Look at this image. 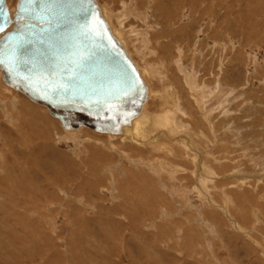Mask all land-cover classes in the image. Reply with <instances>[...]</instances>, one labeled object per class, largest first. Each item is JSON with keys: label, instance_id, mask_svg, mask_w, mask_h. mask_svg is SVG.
<instances>
[{"label": "rangeland", "instance_id": "1", "mask_svg": "<svg viewBox=\"0 0 264 264\" xmlns=\"http://www.w3.org/2000/svg\"><path fill=\"white\" fill-rule=\"evenodd\" d=\"M121 1L122 0L99 1L101 7L105 4L110 11L113 9L112 12L114 14H119L116 18L117 23L120 22V19L124 16L121 14L123 10L121 6L123 3H121ZM127 1L128 0H123V2L131 3V0ZM159 1L160 0H150V4H147V0H135L136 5L133 3V8L137 6L135 9L138 8V11L143 12L142 14H147V22H144L145 19L144 21L134 19V15L128 20L123 19L122 24L118 23V26L133 44L131 45L133 47L129 48L126 42L119 40L124 44L127 51L129 49L132 54L135 53L134 60H137L136 63L138 62L137 64L140 67L144 66L151 70L152 68H156L160 74H157L159 75L157 78L151 77L154 79V81L152 80V86H155H153V89L157 92L160 91L158 97L154 99L151 98L150 101L148 100V102H150L149 109L151 114L158 115L166 110V108L170 107L176 118H180V121L193 131L194 134L191 136V140L195 141V145L194 142L184 139L183 135H185V133L182 134L181 131L173 136L163 134L161 129L156 132L157 137L160 139L158 143L161 145L166 144V146L164 145L163 147H169L171 154L164 151L161 145L160 147L151 149L150 146L145 147L135 143H126L124 141L122 142L121 139L116 140L117 143H119L118 152H111L106 148V156L109 158H104V162L106 163L103 165L106 168L112 166L111 170L113 171V175L116 177V180L120 178L121 181L120 179L117 180L114 185L111 178L112 176H110V174H108L110 177L106 175V180L104 179V181L100 183L101 186L96 189L97 191H92V198L88 201V204H85L80 201L81 197L78 195L79 190L77 191V188L82 184L83 177L82 175L80 176L81 172L79 168L77 169L75 161H79L77 158H79L80 155L81 158L84 159V163L89 162L91 158V151L89 149L90 143H86L85 141L87 140L84 141V139L79 142L75 139V142L74 140L67 139L64 137L65 135L62 134L61 126L57 125V133L55 134L54 131V133L49 134L52 135L49 136L52 141L49 145L53 144L54 146L52 145L53 147L50 149L48 148L50 152H46L45 158H41V154L37 156L38 154L36 152H29L25 156L24 150H30V146L37 141L34 140L32 136L26 139V135L31 128L28 130V124H25L28 131L23 138H20V135L15 134L16 126L12 123L13 120L4 118L7 113L20 115V113H18V106H13V109L10 108L9 112L6 111L7 108L0 107V131L2 132H0V264H48L49 261V264H57L56 262H59L58 264H215V262L216 264H264L263 251L260 249L259 245L253 241L254 239L264 245V200H262V196L264 195V36L259 34L262 31L264 32V0H215L217 3L213 8V16L206 14V16L201 18L196 14L191 17L190 12H185L181 13L179 22L178 17L171 19L170 21L172 22H164L162 20L159 15L160 11L156 8V3ZM163 1L166 4L169 2V0ZM8 2L10 7H12L11 10L14 11L16 8L13 7H16L18 0H8ZM249 2L251 3L250 6L248 5ZM257 10L259 11L258 17L257 15L253 17L252 12ZM260 16L263 20L259 18ZM254 21L257 22L255 23ZM223 22H226V26L224 27L223 25L221 28L226 31L227 36L223 34V37L221 33H219L220 36L218 35V38H216L214 30H217L219 25ZM181 24L183 28L180 27ZM196 24L197 26H195ZM250 31L252 32L249 33ZM142 32L149 36H147L148 39L144 42L148 46H141V43H143L141 41V39H143V37H141V34H143ZM160 35H163V37ZM170 41L174 43L175 46L165 45ZM134 43L136 44V50L134 49ZM215 45L218 47H215ZM229 50L231 51L229 52ZM178 53H180V57L177 56ZM178 59L181 60L180 65L176 62ZM144 63L145 65H143ZM178 66H182L181 69ZM187 72L188 74H186ZM191 72L193 87H190L184 76L190 75ZM146 80L148 81V78H146ZM196 84H198V87H196ZM216 84L218 86H225L227 89L230 88L229 94H231V96L228 101L229 105L225 104L226 107L228 106L226 109L230 113V116L228 115L229 113H227L228 118L222 110L216 108H213L208 116L206 113L203 115L204 112L200 108L201 106L198 105L196 96H194L195 93L192 88L198 90L200 87H204L205 90L209 91L210 89L208 88L210 87L214 90L215 87H217ZM178 86H180V88ZM188 90L191 93H189ZM161 92H163V94ZM187 93H189V95ZM179 94H181L180 100L178 99ZM207 94L208 93L204 94V97L202 96V99L205 101H209V95ZM20 95L25 98L22 94ZM165 95V98H167V96L171 98L160 101V97H164ZM184 99L185 102H183ZM187 100H190V102ZM207 106L208 105H206V107ZM4 109L5 112H3ZM204 109L208 110L207 108ZM207 120L209 121L207 122ZM195 121L201 122L198 123ZM20 122L22 121L20 120ZM177 123H179V121ZM218 126H221V128ZM58 129L61 131L62 135ZM204 131H206L208 135L206 132L204 133ZM90 132L92 131H89V135L92 137L93 135L91 136V134L95 133ZM197 132L199 136L196 135L198 134ZM101 136L102 142L105 141L103 144H106L108 137L105 135ZM168 136H171L172 139L168 138ZM120 140L121 142H119ZM174 140L177 142L175 141L174 143ZM201 141L206 142L203 143ZM89 142L92 141L90 140ZM97 143L98 142H96V144ZM218 145L219 147H217ZM187 146H190L193 150ZM28 147L30 148L28 149ZM184 147L187 148L191 155L193 152L192 156L201 152L199 156L197 155L195 157L200 159V156L204 154L202 157L209 160V166L218 169V174L221 177V181L218 182V184L221 182L223 183L218 185L217 188L207 189L206 192H208L212 199H215L213 201L219 202L218 204H228L227 206L230 207L229 212L232 214V217L228 218L229 214L225 217L224 210H222L224 206H219L217 208L218 213H216L214 207H211L212 205L208 203L209 201L207 202L200 197L196 189L195 179L192 175L196 166L185 156L186 150ZM225 147L227 149H225ZM131 149L133 151H131ZM174 152H176L175 156ZM210 152L213 153L211 154ZM123 153H126L129 159L134 162L130 160L127 161V157H125ZM67 159L69 160L67 161ZM160 159H163V164H165V169L163 170L162 168L156 167L148 168L146 164L145 166H137L140 160L155 163L161 161ZM216 159H220L218 160L219 162ZM7 161L8 163H6ZM168 165H172L173 168L170 169ZM73 166L74 168H72ZM220 166L222 169H219ZM186 169L188 171H186ZM127 170L128 172L131 170V172H133V174L136 173L137 176L133 175L131 178L126 177V175L123 174ZM235 172H237L238 175H246L243 177V180L248 184L245 183L246 187L242 189L235 188L237 185L233 183L236 182L228 180V175ZM3 174L5 176L4 178ZM248 177L250 178L248 179ZM255 177H259V180H254ZM257 181L261 183L258 186L259 188L256 187ZM43 182H48L49 184H44ZM123 182H126L125 184L127 185L129 184V187L131 185V187L129 188L127 185L126 187ZM118 183H120L119 186ZM137 184L139 186H136ZM61 186L64 187L62 188ZM39 187L40 190L37 189ZM127 188H129L128 192ZM43 189L45 190L44 192ZM122 189H124V192ZM131 189L133 191V197L129 198V200L131 199V203L128 202L129 204H125V200L128 199L127 197ZM178 192H181V194L179 195ZM185 193H188L187 201L185 200L186 197L182 195ZM44 194L49 196L48 199ZM17 199L19 201H17ZM52 200L53 202H51ZM37 202H40L39 205ZM46 202L48 203L46 204ZM42 203H45L43 208L40 206ZM21 204L23 205L21 206ZM209 204L211 206H209ZM34 205L37 207H33ZM51 205L56 207L50 209L52 208ZM81 206L86 209H82ZM206 206L209 207L207 208ZM39 207L41 209H39ZM36 209L38 210L35 211ZM256 209L262 212L261 215L259 214L260 223H257V219L254 216L255 212L253 213ZM39 210L41 212H38ZM77 215L80 216L78 217ZM211 215H213L214 218ZM232 218L236 219L241 226H244L242 228L244 234L238 232L236 225L229 221ZM17 219L20 222H18ZM51 219H53V221ZM78 220L80 223L77 222ZM51 221L53 223H51ZM77 223L79 227H77ZM38 226L41 228H38ZM55 227L57 229H55ZM51 230H54V232L52 231V233H50ZM74 231L76 234H79L76 235ZM219 231L221 232L219 233ZM17 234L22 238V241ZM248 235H250L252 239L247 237ZM28 236L29 238L32 236L35 239H29ZM41 236L44 237L42 238ZM70 240H73V243Z\"/></svg>", "mask_w": 264, "mask_h": 264}, {"label": "bare ground", "instance_id": "2", "mask_svg": "<svg viewBox=\"0 0 264 264\" xmlns=\"http://www.w3.org/2000/svg\"><path fill=\"white\" fill-rule=\"evenodd\" d=\"M19 1V0H18ZM100 1V0H99ZM99 1H97V0H94V2L96 3V5H97V8H98V10H99V12H100V15H101V17H102V19L104 20V22L106 23V25H107V28L109 29V32L111 33V35H112V37L114 38V40L117 42V44L121 47V49L124 51V53L126 54V56L131 60V62L134 64V66L137 68V71H138V73H139V76H140V78H141V80H142V82H143V85L145 86V88H146V91H145V95H144V97H143V99H139L138 100V102L137 103H135V104H126V105H124V104H121V107L118 105V111L119 112H124V114L123 115H127V118L125 117L124 119H120L119 120V118L117 117V116H119V117H121L122 115H118L117 114V116L116 117H113V116H110L109 115V113L108 112H106L105 110L103 111V110H100V112L101 113H99V115L100 114H104V118L106 119V120H108V121H105V119L103 120V119H100V120H98V124H101V126H105V128L107 129V130H110V131H99V130H97V129H95L94 127H90V126H88V125H83V124H79V126H77V127H75V126H71L73 123H75V122H71V124H70V126H68V127H66L64 124V122L62 121V119H60V118H58V117H56L55 115H53L52 114V112H51V110H50V108L47 106V105H44V104H42V103H39V102H36V101H34L32 98H30L27 94H25L24 92H22L21 90H19V89H17V88H15L14 86H12L11 84H9L8 83V81L6 80V78H5V75H4V72L0 69V107L2 108V107H5V108H7V110L6 111H8L9 112V109L11 108V109H13L12 107L13 106H18V113H20V115H13V114H11V113H7V115H6V117H4V118H7V120H13L12 121V123H14L15 124V126H16V128L14 127V126H12V127H14L15 129H16V132H15V134H17V135H20V138L22 137L23 138V136L26 134V132L31 128V130H29V132H28V134L26 135V139L28 138V137H30V136H32L33 137V139L34 140H37L35 143H33L30 147H31V149L30 150H24L25 151V156L29 153V152H36L38 155L37 156H39V154H41L40 156H41V158H45L44 156L46 155V152L47 151H49L48 150V148L50 149L51 147H53L54 145L53 144H50L49 145V143H51L52 141H51V138H49V136H52V135H49V134H52V133H54V131H55V134L57 133L56 132V129H57V125H60L61 126V131H62V134H64L65 136L64 137H66L67 139H70V140H76L77 142H79V141H82L83 139H84V141L85 140H87V141H85L86 143H90L89 144V149H90V151H91V158H90V160H89V162L87 163V162H83V158H81V156L79 155V158H77L79 161H75V165L77 166V169L79 168V170H80V172L82 173H80V176L82 175V177H83V181H82V184H81V186H79L78 188H77V191H78V195L81 197V199H80V201L82 202V203H85V204H88V201H90V199L92 198V191H94V190H96L99 186H101V184L100 183H102L103 181H104V179H105V176L106 175H108V174H110V176H112L111 178H112V182L114 183V185L116 184V181L117 180H119V179H117L116 180V177L113 175V171L111 170V167L112 166H110V167H105L103 164L104 163H106V162H104L105 160H104V158H109L108 156H106V148H107V150H110L111 152L113 151H117L118 152V145H119V143H117V141L116 140H119V139H121L122 140V142L124 141V142H126V143H135V144H138V145H143V146H150L151 147V149H154L155 147H160V143H158L159 142V137H157V134H156V132H158V130L160 131V129H161V131H162V133L163 134H167V135H175V134H177L179 131H181V133L182 134H184L185 133V135H183V137H184V139H186L187 141H192V142H194V145H195V141H193V140H191V136L194 134L193 133V131H191V129L190 128H188L182 121H180L181 119L179 118V119H177L176 118V116H175V114H174V112L172 111V109L169 107V108H166V110H164V111H162V113H160V114H158V115H156V114H151V112H150V109H149V104H150V102H148V100L150 101V99L151 98H156V97H158L159 96V92H157L156 90H154L153 89V86H152V80L154 81V79H152V78H157V76H159L160 74L158 73V71H157V69L156 68H152V70L151 69H149V68H146V67H140L137 63H136V61L137 60H134L135 58V56H134V54H132L131 53V51L128 49V51H129V53H128V51L126 50V48L124 47V44L122 43V42H120V40L121 41H123V42H126V44H128V47L129 48H132L133 46H131V45H133L129 40H128V38L126 37V35H124L123 34V32L121 31V28L118 26V23L119 24H122V21H123V19H130L131 17H133V15H134V19H136V20H140V21H144V19H145V21L144 22H147V20H146V18L148 17L147 16V14H142L143 12H141V11H138L139 9L138 8H136L135 9V7H137V6H135L134 8H133V3H134V5H136L135 4V0L133 1V0H131V3H126V2H123V0L121 1V3H123L121 6L123 7V10H122V12H121V14L122 15H124L123 16V18H121L120 19V22H118L117 23V21H116V18H117V16L119 15V14H114L113 12H112V8H110V9H112L111 11L108 9V6L107 5H102V7H101V5H100V3H99ZM120 1V0H119ZM124 1H126V0H124ZM129 1V0H128ZM127 1V2H128ZM224 1V0H223ZM11 2V1H10ZM111 2V1H110ZM147 4H150V0H147ZM152 2V1H151ZM18 3V2H17ZM141 3H143V2H141ZM140 3V4H141ZM146 3V2H145ZM154 3V2H153ZM216 3H217V1H215V0H169V2L166 4V3H164V1L163 0H160L158 3H156V8L160 11V13H159V15H160V17L162 18V20L164 21V22H172V21H170L171 19H173V18H177L178 17V22H179V18H180V15H181V13H185V12H190L191 13V17H193L194 15H196V14H198L201 18H203V16H206V14H209V16H211L212 14H213V8H214V6H216ZM6 4H7V7H8V10H9V13H10V18H11V20L13 21V19H14V15L16 14V12H17V4H16V7H13V8H16L14 11L13 10H11L12 9V7H10V5H9V2H8V0H6ZM14 4V3H13ZM108 4V3H107ZM112 4V3H111ZM228 4V3H227ZM143 5V4H142ZM153 5H155V4H153ZM222 5V4H221ZM221 5H220V7H221ZM249 6L251 5V3L249 2V4H248ZM110 6V5H109ZM141 6V5H140ZM149 6V5H148ZM182 6H183V8H182ZM226 6V5H225ZM181 7V8H180ZM227 7H229V6H227ZM231 7V6H230ZM259 7V6H258ZM263 7V6H262ZM135 11H134V10ZM229 10V9H228ZM134 11V12H133ZM192 11V12H191ZM145 12H146V10H145ZM264 12V11H263ZM119 13V12H118ZM134 13V14H133ZM226 13V12H225ZM254 13V14H253ZM214 14H215V12H214ZM258 14H259V11L257 10V11H253L252 12V15H253V17H255L256 15H257V17H258ZM121 15V16H122ZM185 15V14H184ZM120 16V17H121ZM183 16V15H182ZM181 16V17H182ZM187 16V15H186ZM213 16V15H212ZM109 20H108V19ZM222 18V17H221ZM259 18H262L261 16L259 17ZM119 19V18H118ZM191 20H192V18H191ZM262 20H263V18H262ZM261 20V21H262ZM223 21V20H222ZM126 22V21H125ZM177 22V23H178ZM193 22V21H192ZM221 22V21H220ZM255 23L257 22V21H254ZM124 23V22H123ZM136 23V22H135ZM197 23V22H196ZM225 23L226 22H223L221 25H219V27H218V29L217 30H214V34H215V36H216V38H218V35H219V33H221V35L223 36V34H225V36H227V33H226V31L225 30H223V28H221L223 25H224V27L226 26L225 25ZM249 23V22H248ZM125 24V23H124ZM185 25V24H184ZM188 25V24H187ZM251 25V24H250ZM14 26V25H13ZM13 26H10L9 28H8V30L7 31H10V30H12L13 29ZM121 26V25H120ZM195 26H197V24L195 25ZM264 26V25H263ZM133 27V26H132ZM180 27H182L183 28V25L181 24V26ZM193 27V26H192ZM228 27V26H227ZM168 28V27H167ZM184 28H185V26H184ZM221 29V30H220ZM225 29H227V28H225ZM131 30V29H130ZM182 30H184V29H182ZM124 31V30H123ZM213 31V30H212ZM220 31V32H219ZM230 31V30H229ZM126 32V31H125ZM145 32V31H144ZM210 32V31H209ZM252 31H250L249 33H251ZM253 32H254V30H253ZM129 33V32H128ZM136 33H137V31H136ZM143 33V32H142ZM146 33V32H145ZM145 33H143V34H141V37H143V39H141V41L143 42V43H141V46L142 45H146L144 42H146L145 40L146 39H148L147 38V36L148 35H146ZM129 34H131V33H129ZM138 34V33H137ZM148 34V33H147ZM211 34V33H210ZM261 36H264V32L262 31L261 33H259ZM3 34H0V38H1V36H2ZM139 36V35H138ZM161 37H163V35H160ZM220 36V35H219ZM221 36V37H222ZM129 37V36H128ZM149 37V36H148ZM224 37V36H223ZM145 38V39H144ZM160 38V37H159ZM158 38V39H159ZM215 38V37H214ZM120 39V40H119ZM161 39V38H160ZM222 39V38H221ZM232 40V39H231ZM135 42L137 43V41L135 40ZM229 42V41H228ZM131 43V44H130ZM162 43V42H161ZM217 43V42H216ZM130 45V46H129ZM135 43H134V49L136 50V47H135ZM165 45H171V46H175V44L174 43H172L171 41L168 43V44H165ZM217 45H221V44H217ZM228 45V44H227ZM226 45V46H227ZM146 46H148V45H146ZM146 46H144V47H146ZM224 46V45H223ZM215 47H218V46H216L215 45ZM225 47V46H224ZM220 48V47H219ZM226 48V47H225ZM230 48V47H229ZM149 49V48H148ZM214 49V48H213ZM226 51H227V49H226ZM231 50H229V52H230ZM213 53V52H212ZM226 55H228V54H226ZM225 55V56H226ZM177 56H179L180 57V53H178L177 54ZM176 56V57H177ZM175 58V57H174ZM238 58H239V56H238ZM176 60V59H175ZM174 60V61H175ZM187 60V59H186ZM179 65H180V63H181V60H179L178 59V61H176ZM185 62V61H184ZM140 65H142V64H140ZM143 65H145V63L143 64ZM176 65V64H175ZM231 65V64H230ZM151 67H152V65H151ZM180 69H181V67L182 66H178ZM157 74H159V75H157ZM186 74H188V72L186 73ZM185 76V78H186V80H187V82L189 83V85H190V87H193L192 86V83H193V77H192V72L190 73V75H184ZM152 77V78H151ZM146 78H148V81L146 80ZM159 78V77H158ZM170 79V78H169ZM174 79V78H173ZM161 80V79H160ZM163 80V79H162ZM159 82V81H158ZM163 82V81H162ZM167 83V82H166ZM183 84V83H182ZM181 84V85H182ZM180 85V86H181ZM217 85V84H216ZM180 86H178L179 88H180ZM188 86V85H187ZM155 87V86H154ZM196 87H198V84H196ZM225 87V86H224ZM223 86H218L217 85V87H215V89L214 90H212L210 87L208 88V89H210L209 91H207V90H205V88L204 87H200L198 90H195L194 88H192L193 90H194V93H195V95L194 96H196V100H197V102H198V105L199 106H201L200 108L202 109V111L204 112L203 113V115L206 113L207 114V116H208V114H210L211 113V110L213 109V108H216V109H219V110H222V112L225 114V115H227V113H229V111H227V107L225 106V104H228V101L230 100V96H231V94H229V89H227V87H225L224 88ZM156 89V88H155ZM167 89V88H166ZM169 90V89H168ZM167 90V91H168ZM164 91V90H163ZM166 91V90H165ZM189 91V90H188ZM169 92V91H168ZM187 92V91H186ZM22 94L23 96H25V98L24 97H22L20 94ZM162 94H163V92H161ZM167 93V92H166ZM175 93V92H174ZM189 93H191L190 91H189ZM189 93H187L188 95H189ZM206 93H208L207 95H209L208 96V100L209 101H205V100H203L202 99V96L204 97V94H206ZM161 94V95H162ZM175 94H178L177 92L175 93ZM180 95L181 94H179V97H178V99L180 98ZM141 95H138V96H136V98L138 99V97H140ZM166 97V95L164 96V97H160L161 98V100L160 101H162V100H167V98H169L168 96H167V98H165ZM159 98V99H160ZM171 98V97H170ZM169 98V99H170ZM206 98V97H205ZM236 99V98H235ZM126 100V99H125ZM177 100V99H176ZM180 100V99H179ZM181 100H182V98H181ZM195 100V99H194ZM127 101V100H126ZM187 101H189L190 102V100H187ZM148 102V103H147ZM183 102H185V99H184V101ZM195 102V101H194ZM188 103V102H187ZM153 104V103H152ZM178 104V103H177ZM192 104V103H191ZM193 104H195V103H193ZM166 105V104H165ZM189 105H190V103H189ZM206 105H208L207 107H206ZM213 105V106H212ZM225 107H224V106ZM229 105V104H228ZM211 106H212V108H211ZM195 107V106H194ZM199 108V109H200ZM204 108H207L208 110H205ZM210 109V110H209ZM215 109V110H216ZM1 110V109H0ZM17 110V109H16ZM201 111V110H200ZM3 112H5V109L3 110ZM2 112V113H3ZM98 112V111H97ZM104 112V113H103ZM221 112V113H222ZM2 113H1V115H2ZM16 113V112H15ZM215 113V112H214ZM188 114V113H187ZM191 115H193V114H191ZM229 116H230V113L228 114ZM228 115H227V118H228ZM3 116V115H2ZM186 116V115H185ZM206 116V115H205ZM210 116V115H209ZM194 117V116H193ZM199 118V117H198ZM197 118V119H198ZM213 118V117H212ZM227 118H226V120H227ZM177 119V120H176ZM196 119V120H197ZM206 119H207V117H206ZM20 120L22 121V122H20ZM213 120V119H212ZM211 120V121H212ZM225 120V121H226ZM179 121V123H181V124H179V123H177ZM209 120H207V122H208ZM210 121V122H211ZM223 121V120H222ZM195 122H198V121H195ZM201 122V121H200ZM200 122H198V123H200ZM205 122V121H204ZM213 122V121H212ZM211 122V123H212ZM36 123H37V127H36ZM197 123V124H198ZM211 123H209V124H211ZM25 124H28L27 125V127H28V130H27V128H26V125ZM203 124V123H202ZM206 124H208V123H206ZM216 124V123H215ZM220 124V123H219ZM219 124H217V125H219ZM228 124V123H227ZM8 125V124H7ZM216 125V126H217ZM1 126V125H0ZM190 126V125H189ZM194 126V125H193ZM184 127V128H183ZM201 127V126H200ZM218 127H220L221 128V126H218ZM217 127V128H218ZM6 128H7V126H6ZM10 128V127H9ZM183 128V129H182ZM209 128V127H208ZM220 128H219V130H220ZM205 129V128H204ZM215 129V128H214ZM224 129V128H223ZM223 129H221V130H223ZM1 130V129H0ZM59 130V129H58ZM92 131L93 133H95V134H91V136L92 137H90V135H89V131ZM205 130H208V129H205ZM8 131H10V130H8ZM15 131V130H14ZM61 131L59 130V132H60V134H61ZM84 131V132H83ZM200 131V130H199ZM225 131V130H224ZM230 131H232V130H230ZM1 132V131H0ZM12 132V131H11ZM92 132H90V133H92ZM206 131H204V133H205ZM209 132H211V131H209ZM220 132V131H219ZM227 132H228V130H227ZM233 132V131H232ZM2 133V132H1ZM6 133V132H5ZM152 133H155V134H152ZM180 133V134H181ZM198 133V132H197ZM200 133H201V131H200ZM4 134V133H3ZM61 134V135H62ZM206 134H207V132H206ZM211 134V133H210ZM217 134V133H216ZM229 134V133H228ZM227 134V135H228ZM101 135H105L106 137H108V140L106 141V144H103L104 142H102V136ZM196 135H198L199 136V133L198 134H196ZM208 135V134H207ZM2 136V135H1ZM10 136V135H9ZM59 136V135H58ZM203 136V135H202ZM212 136V135H211ZM216 136V135H215ZM3 137V136H2ZM222 137V136H221ZM220 137V138H221ZM104 138V137H103ZM168 138H171V136H168ZM190 138V139H189ZM193 138V137H192ZM199 138V137H198ZM219 138V139H220ZM172 139V138H171ZM182 139V138H181ZM216 139V138H215ZM46 140H47V142H46ZM53 140V139H52ZM60 140V139H59ZM75 140H74V142H75ZM92 141V142H89V141ZM121 140L119 141V142H121ZM218 140V139H217ZM222 140V139H221ZM26 141V140H25ZM30 141V140H29ZM54 141H56V140H54ZM165 141V140H164ZM163 141V142H164ZM175 141L176 140H174V143H175ZM219 141V140H218ZM76 142V143H77ZM96 142H98L97 144H96ZM177 142V141H176ZM179 142V141H178ZM184 142V141H183ZM201 142H203V143H205L206 141H201ZM200 142V143H201ZM220 142V141H219ZM223 142V141H222ZM225 142V141H224ZM227 142V141H226ZM2 143V142H1ZM56 143V142H55ZM99 143H101V144H99ZM218 143V142H217ZM3 144V143H2ZM6 144V143H5ZM57 144V143H56ZM177 144H179V143H177ZM211 144H212V142H211ZM220 144H221V142H220ZM223 144V143H222ZM224 144H226V143H224ZM7 145V144H6ZM53 145V146H52ZM86 145V144H85ZM108 145V146H107ZM166 146V144H163V145H161L162 147L163 146ZM214 145V144H213ZM12 146V145H11ZM57 146V145H56ZM9 147V146H8ZM19 147V146H18ZM22 147V146H21ZM30 147H28V149L30 148ZM187 147H189L190 148V146H187ZM217 147H219V145L217 146ZM1 148V147H0ZM26 148H27V146H26ZM123 148V147H122ZM121 148V149H122ZM172 148V147H171ZM180 148V147H179ZM185 148V150H186V157L192 162V164L194 163V165L196 166V168H195V171L193 172V177H194V179H195V182H196V189H197V191L199 192V194H200V197L202 198V199H204V200H206L208 203H210L209 204V206H211V207H214V209L216 210V213H218L217 212V208L219 207V206H224L223 208H222V210H224V213H225V217L229 214V216H228V218L229 217H232L231 215V213L229 212L230 210H229V208L230 207H228L226 204H218L217 203V201L215 202V201H213V200H215V199H212L211 197H210V195L208 194V192H206L207 191V189H209V188H217L218 187V185H220L221 183H223V182H221L220 184H218V182H220L221 181V177H220V175L218 174V169H214L215 167H213V166H209V160L208 159H205V157L203 158L202 156L204 155H201L200 157V159H198V158H196L195 156H199L200 155V153L198 152V153H196V155L194 154V156H192L193 155V152H192V155L189 153V151L187 150V148L186 147H184ZM221 148H223V147H221ZM235 148V147H234ZM11 149V148H10ZM9 149V150H10ZM58 149V148H57ZM130 149V148H129ZM137 149V148H136ZM148 149V148H147ZM158 149V148H157ZM164 151H166L168 154H171V150L169 149V147H163L162 148ZM173 149V148H172ZM190 149H192V148H190ZM199 149V148H198ZM205 149H206V147H205ZM214 149V148H213ZM225 149H227L226 147H225ZM193 150V149H192ZM211 150V149H210ZM245 150V149H244ZM51 151H53V150H51ZM54 151H55V149H54ZM124 151V150H123ZM131 151H133L132 149H131ZM148 151V150H147ZM181 151V150H180ZM50 152V151H49ZM61 152H63V151H61ZM122 152V151H121ZM191 152V151H190ZM224 152H225V150H224ZM53 153V152H52ZM56 153V152H55ZM58 153H59V151H58ZM133 153V152H132ZM154 153V152H153ZM175 153L176 152H174V156H175ZM211 154L213 153V152H210ZM50 154V153H49ZM65 154V153H64ZM86 154V153H85ZM111 154V153H110ZM118 154V153H117ZM206 154V153H205ZM208 154V153H207ZM2 155V154H1ZM9 155V154H8ZM51 155V154H50ZM59 156H61L60 154H58ZM68 155H69V153H68ZM123 155L125 156V157H127V161L128 160H130L129 159V157L126 155V153H123ZM133 155H134V153H133ZM132 155V156H133ZM162 155V154H161ZM70 156V155H69ZM77 156V155H76ZM87 156V155H86ZM131 156V157H132ZM156 156V155H155ZM158 156V155H157ZM173 156V157H174ZM214 156V155H213ZM228 156V155H227ZM12 157V156H11ZM23 157V156H22ZM72 157H74V156H72ZM84 157V156H83ZM88 157V156H87ZM117 157H118V155H117ZM141 157V156H140ZM208 157H210V156H208ZM232 157V156H231ZM70 158V157H69ZM213 158V157H212ZM216 158V157H215ZM1 159V158H0ZM63 159V158H62ZM65 159H66V157H65ZM70 159H72V158H70ZM89 159V158H88ZM118 159V158H117ZM138 159V158H137ZM230 159H232V158H230ZM7 160V159H6ZM39 160H41V159H39ZM69 159H67V161H68ZM134 160V159H133ZM161 160V159H160ZM163 160V159H162ZM161 160V161H162ZM217 160V159H216ZM218 160H220V159H218ZM217 160V161H218ZM45 161H46V159H45ZM73 161V160H72ZM102 161H103V163H102ZM130 161H132V160H130ZM137 161V160H136ZM157 161V162H144V161H142V160H140L139 161V165H137L138 167L139 166H141V165H143V166H145V164L148 166V168H150V167H153V168H162V170L163 169H165L164 168V166H165V164H163L164 162L162 161ZM169 161V160H168ZM216 161V162H217ZM221 161H223V160H221ZM2 162H3V160H2ZM42 162V161H41ZM118 162V161H117ZM132 162H134V161H132ZM138 162V161H137ZM137 162H136V164H137ZM219 162V161H218ZM239 162V161H238ZM1 163V162H0ZM6 163H8V161L6 162ZM14 163V162H13ZM43 163V162H42ZM41 163V164H42ZM69 163H70V161H69ZM68 163V164H69ZM113 163V162H112ZM112 163H109V164H112ZM122 163V162H121ZM120 163V164H121ZM241 163V162H240ZM3 164V163H2ZM1 164V165H2ZM136 164H134V165H136ZM17 165V164H16ZM25 165H26V163H25ZM42 165H44V164H42ZM72 165V164H71ZM132 165V164H131ZM9 166V165H8ZM70 166V165H69ZM17 167V166H16ZM46 167V166H45ZM71 167V166H70ZM168 167L170 168V169H172L173 168V166L172 165H168ZM176 167V166H175ZM41 168V167H40ZM44 168V167H43ZM72 168H74V166L72 167ZM126 168V167H125ZM218 168V167H217ZM127 169V168H126ZM137 169V168H136ZM219 169H222V167L220 166V168ZM9 170H10V168H9ZM9 170H8V172H9ZM68 170V169H67ZM138 170V169H137ZM236 170V169H235ZM73 171V170H72ZM120 171V170H119ZM181 171V170H180ZM186 171H188L187 169H186ZM185 171V172H186ZM11 172V171H10ZM25 172V171H24ZM30 172V171H29ZM35 172V171H34ZM57 172V171H56ZM63 172V171H62ZM71 172V171H70ZM74 172H76V171H74ZM78 172V171H77ZM117 172V171H116ZM123 172V171H122ZM121 172V173H122ZM7 173V172H6ZM59 173V172H58ZM68 173V172H67ZM67 173H66V175H67ZM230 173V172H229ZM228 173V174H229ZM232 173V172H231ZM11 174V173H10ZM56 174V173H55ZM62 174V173H61ZM71 174H72V172H71ZM74 174H76V173H74ZM116 174V173H115ZM152 174V173H151ZM163 174H165V173H163ZM2 175V174H1ZM13 175V174H12ZM37 175V174H36ZM47 175V174H46ZM46 175H45V177H46ZM58 175V174H57ZM73 175V174H72ZM123 175H126V177H128V178H131V177H133V175H136V173L135 174H133V172H131V170L128 172V170L123 174ZM122 175V176H123ZM146 175V174H145ZM221 175H223V174H221ZM48 176V175H47ZM50 176H51V174H50ZM79 176V175H78ZM77 176V177H78ZM109 176V175H108ZM109 176V177H110ZM137 176V175H136ZM139 176V175H138ZM144 176V175H143ZM154 176V175H153ZM156 176V175H155ZM164 176V175H163ZM246 176V175H245ZM245 176H243V175H238V173L237 172H235V173H233V174H231V175H228V177H229V179L228 180H230V181H234V182H236V183H233V184H236L237 185V187H235V188H240V189H242V188H244V187H246V182L243 180V177H245ZM5 176H4V174H3V178H4ZM16 177V176H15ZM33 177V176H32ZM39 177V176H38ZM54 177V176H53ZM73 177V176H72ZM125 177V178H126ZM47 178V177H46ZM122 178V177H121ZM124 178V177H123ZM250 177H248V179H249ZM20 179V178H19ZM22 179V178H21ZM40 179V178H39ZM54 179V178H53ZM81 179V178H80ZM108 179V178H107ZM137 179V178H136ZM14 180V179H13ZM35 180H37V179H35ZM106 180V179H105ZM111 180V179H110ZM125 180V179H124ZM132 180V179H131ZM150 180V179H149ZM159 180V179H158ZM225 180V179H224ZM254 180H259V177H255L254 178ZM43 181V180H42ZM45 181V180H44ZM79 181V180H78ZM120 181H121V179H120ZM138 181V180H137ZM163 181V180H162ZM161 181V182H162ZM261 181H263V180H261ZM5 182V181H4ZM11 182V181H10ZM19 182V181H18ZM53 182H54V180H53ZM56 182H58V181H56ZM59 182H60V179H59ZM58 182V183H59ZM63 182H65V181H63ZM70 182V181H69ZM68 182V183H69ZM136 182V181H135ZM139 182V181H138ZM145 182V181H144ZM247 182H249V181H247ZM44 183V182H43ZM48 182H46V183H44V184H47ZM61 183H62V181H61ZM71 183V182H70ZM69 183V184H70ZM124 183V182H123ZM122 183V184H123ZM126 183V182H125ZM124 183V184H125ZM129 183V182H128ZM246 183V184H245ZM255 183H256V181H255ZM254 183V184H255ZM6 184V183H5ZM49 184V183H48ZM66 184V183H65ZM119 184L120 183H118V186H119ZM133 184V183H132ZM139 184V183H138ZM136 185V186H139V185ZM230 184H232V183H230ZM261 183L260 182H258L257 181V186L256 187H258L259 185H260ZM40 185V184H39ZM38 185V186H39ZM127 184H125V186H126ZM129 185V184H128ZM127 185V186H128ZM157 185V184H156ZM248 185V184H247ZM6 186H7V184H6ZM37 186V187H38ZM46 186V185H45ZM66 186V185H65ZM105 186V185H104ZM107 186V185H106ZM113 186V185H112ZM126 186V187H127ZM141 186V185H140ZM151 186V185H150ZM230 186V185H229ZM233 186H235V185H233ZM62 187V186H61ZM64 187V186H63ZM62 187V188H63ZM111 187V186H110ZM129 187V186H128ZM130 187H131V185H130ZM129 187V188H130ZM162 187H163V185H162ZM232 187V186H231ZM31 188V187H30ZM29 188V189H30ZM67 188V187H66ZM68 188H69V186H68ZM79 188H81V189H79ZM104 188V187H103ZM115 188V187H114ZM124 188V187H123ZM129 188H127V192H128V189ZM195 188V187H194ZM223 188H224V186H223ZM230 188V187H229ZM235 188H233V189H235ZM259 188V187H258ZM13 189V188H12ZM38 190H40V187L39 188H37ZM36 189V190H37ZM70 189V188H69ZM118 189H121V188H118ZM134 189V188H133ZM171 189V188H170ZM179 189H181V188H179ZM11 190V189H10ZM48 190V189H47ZM55 190V189H54ZM75 190V189H74ZM73 190V191H74ZM123 190V192H124V189H122ZM187 190H188V188H187ZM211 190V189H210ZM32 191V190H31ZM45 190L43 189V192H44ZM51 191V190H50ZM68 191V190H67ZM76 191V192H77ZM97 191V190H96ZM181 191V190H180ZM185 191V190H184ZM10 192V191H9ZM42 192V193H43ZM58 192V191H57ZM71 192V191H70ZM69 192V193H70ZM115 192H117V191H115ZM122 192V193H123ZM130 192V191H129ZM189 192V191H188ZM192 192V191H191ZM190 192V193H191ZM197 192V193H198ZM2 193V192H1ZM32 193V192H31ZM39 193H40V191H39ZM49 193V192H48ZM48 193H46V194H48ZM54 193V192H53ZM119 193V192H118ZM168 193V192H167ZM179 193V192H178ZM183 193V192H182ZM189 193V194H190ZM196 193V192H195ZM226 193V192H225ZM6 194V193H5ZM46 194H44V195H46ZM52 194V193H51ZM181 194V192L179 193V195ZM187 194L188 193H185V194H182L183 196H185L186 198H185V200L187 201L188 200V196H187ZM212 194V193H211ZM55 195H56V191H55ZM60 195V194H59ZM77 195V196H78ZM96 195V194H95ZM5 196V195H4ZM7 196V195H6ZM21 196V195H20ZM29 196V195H28ZM63 196V195H62ZM123 196H124V194H123ZM228 196V195H227ZM226 196V197H227ZM8 197H10V196H8ZM46 197H47V199H48V197L49 196H47L46 195ZM45 197V198H46ZM55 197V196H54ZM60 197H61V195H60ZM59 197V198H60ZM79 197V198H80ZM127 197V196H126ZM125 197V198H126ZM131 197H133V191H132V189H131V192L129 193V195H128V199L127 200H125V204H127L128 202H130V200H129V198H131ZM250 197V196H249ZM20 198V197H19ZM44 198V197H43ZM146 198V197H145ZM183 198V197H182ZM214 198V197H213ZM256 198V197H255ZM15 199V198H14ZM26 199V198H25ZM52 199V198H51ZM55 199V198H54ZM53 199V200H54ZM57 199V198H56ZM61 199H62V197H61ZM76 199V198H75ZM102 199V198H101ZM116 199V198H115ZM184 199V198H183ZM226 199H228V198H226ZM22 200H24V199H22ZM30 200V199H29ZM35 200H37V199H35ZM53 200L51 201V202H53ZM72 200V199H71ZM158 200V199H157ZM262 200H264V195L262 196ZM17 201H19L18 199H17ZM25 201V200H24ZM31 201V200H30ZM43 201V200H42ZM49 201V200H48ZM61 201V200H60ZM63 201V200H62ZM234 201V200H233ZM21 202V201H20ZM32 202V201H31ZM36 202V201H35ZM41 202V201H40ZM40 202H37L38 203V205H39V203ZM69 202V201H68ZM74 202V201H73ZM201 202V201H200ZM22 203H23V201H22ZM34 203V202H33ZM48 202H46V204H47ZM67 203V202H66ZM131 203V202H130ZM207 203V204H208ZM230 203V202H229ZM35 204V203H34ZM45 204V203H44ZM43 203H42V205H40L41 206V208H43V205H44ZM55 204V203H54ZM72 204V203H71ZM129 204V203H128ZM7 205H8V203H7ZM11 205V204H10ZM17 205H19V204H17ZM23 204H21V206H22ZM27 205V204H26ZM25 205V206H26ZM30 205V204H29ZM49 205V204H48ZM53 205V204H52ZM51 205V207L52 208H50V209H53L54 207H56V206H52ZM144 205V204H143ZM230 205V204H229ZM234 205V204H233ZM242 205V204H241ZM12 206V205H11ZM24 206V207H25ZM124 206V205H123ZM201 206H203V205H201ZM208 206V207H209ZM15 207V206H14ZM31 207V206H30ZM29 207V208H30ZM33 207H37V206H33ZM86 207V206H85ZM207 207V206H206ZM207 207V208H208ZM246 207V206H245ZM13 208V207H12ZM32 208V207H31ZM40 207H39V209H41ZM49 208V207H48ZM81 208H82V206H81ZM136 208V207H135ZM27 209V208H26ZM82 209H86V208H82ZM82 209H81V211H82ZM137 209V208H136ZM17 210V209H16ZM24 210V209H23ZM38 209H36L35 211H37ZM8 211V210H7ZM62 211V210H61ZM60 211V212H61ZM147 211V210H146ZM164 211V210H163ZM214 211V210H213ZM220 211V210H219ZM19 212H21V211H19ZM25 212V211H24ZM30 212V211H29ZM38 212H41L40 210L38 211ZM37 212V213H38ZM43 212V211H42ZM76 212V211H75ZM142 212V211H141ZM169 212V211H168ZM215 212V211H214ZM255 212V214H254V216H255V218L257 219V223H260V215L262 214V212L260 211V210H258V209H256V210H254L253 211V213ZM10 213H12V212H10ZM63 213V212H62ZM65 213H67V212H65ZM74 213V212H73ZM83 213V212H82ZM163 213V212H162ZM221 213H223V212H221ZM30 214H31V212H30ZM36 214V213H35ZM54 214V213H53ZM57 214V213H56ZM71 214V213H70ZM81 214V213H80ZM213 214V213H212ZM260 214V215H259ZM8 215V214H7ZM131 215H133V214H131ZM149 215V214H148ZM204 215V214H203ZM217 215H219V214H217ZM221 215V214H220ZM11 216V215H10ZM74 216V215H73ZM78 216V215H77ZM80 216V215H79ZM78 216V217H79ZM82 216V215H81ZM84 216V215H83ZM150 216V215H149ZM205 216V215H204ZM211 216H213V215H211ZM14 217V216H13ZM18 217V216H17ZM27 217H28V215H27ZM33 217V216H32ZM43 217V216H42ZM66 217V216H65ZM69 217V216H68ZM71 218H72V216H71ZM75 218V217H74ZM74 218H73V221H74ZM137 218V217H136ZM140 218V217H139ZM146 218H147V216H146ZM213 218H214V216H213ZM15 219H16V217H15ZM39 219V218H38ZM70 219V218H69ZM33 220V219H32ZM52 221H53V219H51ZM211 220V219H210ZM13 221V220H12ZM17 221H18V219H17ZM43 221V220H42ZM51 221V223H53ZM208 221V220H207ZM206 221V222H207ZM229 221H231L232 223H234L235 225H236V227H237V229H238V232H241V233H243L244 234V232H243V230H242V228L244 227V226H241V224L240 223H238L237 221H236V219H234V218H232L231 220H229ZM18 222H20V221H18ZM27 222V221H26ZM31 222V221H30ZM77 222H79L80 223V221L78 220ZM221 222V221H220ZM210 223V222H209ZM208 223V224H209ZM231 223V224H232ZM13 224V223H12ZM15 224V223H14ZM21 224V223H20ZM23 224H24V222H23ZM78 224V223H77ZM207 224V225H208ZM5 225V224H4ZM9 225V224H8ZM18 225V224H17ZM42 225V224H41ZM210 225V224H209ZM214 225V224H213ZM13 226V225H12ZM21 226V225H20ZM56 226V225H55ZM82 226H84V225H82ZM219 226V225H218ZM229 226H230V224H229ZM16 227V226H15ZM36 227V226H35ZM40 226H38V228H39ZM50 227H51V225H50ZM49 227V228H50ZM57 227V226H56ZM55 227V229H57ZM77 227H79V224H78V226ZM232 227V226H231ZM11 228V227H10ZM24 228V227H23ZM37 228V229H38ZM41 228V227H40ZM80 228H81V225H80ZM213 228V227H212ZM216 228V227H215ZM34 229V228H33ZM44 229V228H43ZM47 229V228H46ZM51 229V228H50ZM54 229V228H53ZM54 229V230H55ZM167 229V228H166ZM210 229V228H209ZM214 229V228H213ZM39 230V229H38ZM54 230H51L50 231V233H52V231L54 232ZM218 230V229H217ZM221 230V229H220ZM233 230V229H232ZM236 230V229H235ZM18 231V230H17ZM20 231V230H19ZM24 231V230H23ZM29 231H31V230H29ZM33 231V230H32ZM47 231V230H46ZM77 231H78V228H77ZM222 231V230H221ZM221 231H219V233L221 232ZM75 232V231H74ZM216 232V231H215ZM26 233H27V231H26ZM35 233V232H34ZM34 233H33V235H34ZM41 233V232H40ZM45 233V232H44ZM209 233V232H208ZM219 233L217 232V234L219 235ZM236 233H237V230H236ZM29 234H30V232H29ZM75 234H76V232H75ZM79 234V233H78ZM78 234H76V235H78ZM225 234V233H224ZM253 234V233H252ZM18 235V234H17ZM32 235V236H33ZM36 235V234H35ZM38 235H39V233H38ZM51 235V234H50ZM72 235V234H71ZM30 237V238H34V237ZM48 236V235H47ZM18 237H19V235H18ZM42 237V236H41ZM44 237V236H43ZM42 237V238H43ZM108 237V236H107ZM218 237H220V236H218ZM223 237V236H222ZM247 237H249L250 239H252V237L250 236V235H248ZM20 238V237H19ZM19 238H18V240H19ZM28 238H29V236H28ZM29 238V239H30ZM46 238V237H45ZM44 238V239H45ZM52 238V237H51ZM165 238V237H164ZM185 238V237H184ZM21 239V241H22V238H20ZM35 239V238H34ZM50 239V238H49ZM163 239V238H162ZM222 239V238H221ZM264 239V238H263ZM209 240V239H208ZM71 241V240H70ZM73 241V240H72ZM71 241V242H72ZM179 241V240H178ZM253 241L255 242V243H257L258 245H259V247H260V249L263 251V253H262V255H263V257H264V245H262V243H259L258 241H256V240H254L253 239ZM264 241V240H263ZM46 242H48V241H46ZM50 242V241H49ZM35 243V242H34ZM45 243V242H44ZM57 243V242H56ZM73 243V242H72ZM75 243V242H74ZM206 243V242H205ZM207 243H208V241H207ZM231 243V242H230ZM30 245V244H29ZM46 245H48V244H46ZM75 245H77V244H75ZM209 245V244H208ZM28 246V245H27ZM26 246V247H27ZM32 246H33V244H32ZM49 246V245H48ZM72 246V245H71ZM70 246V247H71ZM25 247V246H24ZM156 247V246H155ZM159 247V246H158ZM201 247V246H200ZM210 247V246H209ZM44 248V247H43ZM51 248V247H50ZM49 248V249H50ZM118 248V247H117ZM206 248V247H205ZM12 249V248H11ZM51 249H53V248H51ZM109 249V248H108ZM209 249V248H208ZM13 250V249H12ZM54 250V249H53ZM40 251V250H39ZM49 251V250H48ZM165 251H167V250H165ZM10 252V251H9ZM14 252V251H13ZM16 252V251H15ZM45 252V251H44ZM43 252V253H44ZM50 252V251H49ZM56 252V251H55ZM54 252V253H55ZM238 252V251H237ZM61 253V252H60ZM18 254V253H17ZM47 254H48V252H47ZM56 254H58V253H56ZM14 255H15V253H14ZM62 255V254H61ZM69 255V254H68ZM75 255V254H74ZM160 255V254H159ZM162 255V254H161ZM16 256V255H15ZM44 256V255H43ZM46 256H48V255H46ZM53 256V255H52ZM163 256V255H162ZM219 256V255H218ZM19 257V256H18ZM45 257V256H44ZM58 258H60L59 256H57ZM63 257H64V255H63ZM235 257V256H234ZM11 258V257H10ZM42 258V257H41ZM40 259V258H39ZM65 259V258H64ZM67 259V258H66ZM47 260V259H46ZM83 260V259H82ZM88 260V259H87ZM154 260V259H153ZM177 260V259H176ZM49 261V260H48ZM85 261V260H84ZM50 262V261H49ZM49 262H48V264H49ZM56 262V261H55ZM69 262V261H68ZM177 262V261H176ZM57 264L59 263V262H56ZM62 263V262H61ZM215 264H216V262H215Z\"/></svg>", "mask_w": 264, "mask_h": 264}, {"label": "water", "instance_id": "3", "mask_svg": "<svg viewBox=\"0 0 264 264\" xmlns=\"http://www.w3.org/2000/svg\"><path fill=\"white\" fill-rule=\"evenodd\" d=\"M0 34V69L8 83L47 105L66 127L75 122L71 126L110 131L98 124L105 119L100 110L124 119L118 105L145 95L137 68L94 0H19L13 21L3 0Z\"/></svg>", "mask_w": 264, "mask_h": 264}, {"label": "snow or ice", "instance_id": "4", "mask_svg": "<svg viewBox=\"0 0 264 264\" xmlns=\"http://www.w3.org/2000/svg\"><path fill=\"white\" fill-rule=\"evenodd\" d=\"M3 2V0H0V3H2Z\"/></svg>", "mask_w": 264, "mask_h": 264}]
</instances>
